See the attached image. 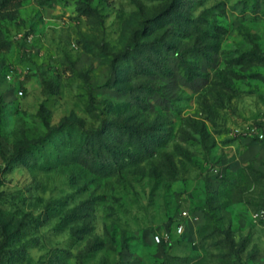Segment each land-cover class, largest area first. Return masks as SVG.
I'll return each mask as SVG.
<instances>
[{"label":"rangeland","instance_id":"374dc122","mask_svg":"<svg viewBox=\"0 0 264 264\" xmlns=\"http://www.w3.org/2000/svg\"><path fill=\"white\" fill-rule=\"evenodd\" d=\"M0 264H264V0H0Z\"/></svg>","mask_w":264,"mask_h":264}]
</instances>
